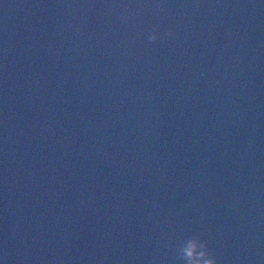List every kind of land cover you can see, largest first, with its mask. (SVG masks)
Here are the masks:
<instances>
[{
    "label": "water",
    "instance_id": "1",
    "mask_svg": "<svg viewBox=\"0 0 264 264\" xmlns=\"http://www.w3.org/2000/svg\"><path fill=\"white\" fill-rule=\"evenodd\" d=\"M194 233L264 264V0H0V264H183Z\"/></svg>",
    "mask_w": 264,
    "mask_h": 264
},
{
    "label": "clouds",
    "instance_id": "2",
    "mask_svg": "<svg viewBox=\"0 0 264 264\" xmlns=\"http://www.w3.org/2000/svg\"><path fill=\"white\" fill-rule=\"evenodd\" d=\"M165 5L161 3L158 5L157 14L163 13ZM173 30L169 29L165 34L169 37L173 36ZM160 24H155L150 30V35L148 36L149 42H157L161 39ZM196 241L201 242V247L203 251L197 256H193V250L196 247ZM178 258L183 261V264H218V259L214 251L210 248L207 239H204L200 233H194L184 239L178 246ZM206 257V258H205Z\"/></svg>",
    "mask_w": 264,
    "mask_h": 264
}]
</instances>
